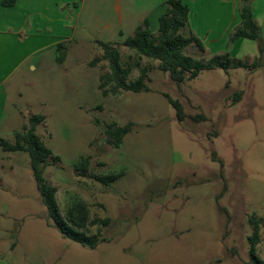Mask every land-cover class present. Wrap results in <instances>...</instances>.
Masks as SVG:
<instances>
[{
  "label": "rangeland",
  "instance_id": "1",
  "mask_svg": "<svg viewBox=\"0 0 264 264\" xmlns=\"http://www.w3.org/2000/svg\"><path fill=\"white\" fill-rule=\"evenodd\" d=\"M2 1L0 31L8 16L19 27L35 13L21 5L4 15L10 9ZM164 2L50 0L58 11L49 8L50 21H39L38 31L43 45L63 39V50L39 52L13 72L3 68L0 140L14 144L30 117H44L35 134L59 159L48 160L44 182L56 189L65 221L71 210H86L80 231L98 243L89 249L63 237L47 217L28 154L0 149V264H249L251 217L264 261V41L230 42V36L224 43L221 9V54L205 39L202 52L192 45L183 55L204 62L228 55L248 68L203 71L177 85L158 62L121 45L144 20L157 34ZM97 41L113 45L121 67L130 68L125 83L144 71L149 91L112 93L110 83L103 98L99 77L110 75L108 64L89 66L103 54ZM58 54L64 65H49ZM165 96L181 105L183 122ZM195 116L205 121L194 122ZM127 124L131 131L115 148L105 131ZM108 175L118 178L107 186L94 180ZM96 219L109 223L90 226Z\"/></svg>",
  "mask_w": 264,
  "mask_h": 264
},
{
  "label": "trees",
  "instance_id": "2",
  "mask_svg": "<svg viewBox=\"0 0 264 264\" xmlns=\"http://www.w3.org/2000/svg\"><path fill=\"white\" fill-rule=\"evenodd\" d=\"M241 3L239 16L241 25L235 29L229 41L234 42L239 39L248 41L261 42L260 28L252 17L250 0H238ZM167 10L158 19L157 34L149 30L146 20L138 26L131 36L122 42V46L129 51L134 52L138 57L146 58L158 62L157 69L163 73H167L169 79L177 85L183 84L185 80H194L203 71L213 69L222 70L227 73L229 70L246 69L248 65L243 61H236L230 59L228 55L214 56L208 61H197L190 57L183 55L185 48L194 45L200 52L203 51L201 42L193 37L191 34L184 37L181 31L187 29L188 8L183 5L180 0H166ZM15 0H3L1 5L3 7H13ZM96 45L101 48L103 54L101 58L93 59L89 66L95 67L100 61H106L110 70V75L100 76L98 90L101 96L106 98L108 92L105 87L113 83L111 89L112 93L118 91L141 93L148 92L145 85L146 75L141 71L137 80L125 83V78L130 73V68H122L120 65V55L118 50L109 43L96 42ZM63 50L60 44L57 46L58 50ZM262 47L259 46V53ZM64 55L58 54L56 61L62 62ZM254 65V64H253ZM236 94L235 97H239ZM169 105L175 111V117L178 122H183L185 114L181 105L165 96ZM194 122L205 121L203 116L192 117ZM44 121V117L34 115L30 117L28 126L23 127V134H15V143L9 144L0 140V149L5 153L24 152L29 156L30 168L35 180L37 191L40 195L41 202L46 209L47 217L52 222L54 228L66 239L89 249H95L97 246V239L95 237H88L84 232L80 231L86 226V210L83 207H78L76 210H71L68 214V221H65L59 211L55 200L56 189L45 184L43 179V172L49 166L48 160L51 159L53 164L58 163L59 159L53 157L51 152L41 143L35 134V128ZM132 124H127L121 128L109 127L105 131V135L112 142V145L117 148L122 142L123 138L130 133ZM213 162L219 161L212 157ZM86 162L81 167L86 169ZM118 178V175H108L105 177H94L95 182L107 186L113 183ZM75 211V212H74ZM109 221L94 220L89 223L90 226L107 225ZM249 224L252 227V234L248 237L249 243V264H264L257 253L256 247L259 242V225L254 217L249 219Z\"/></svg>",
  "mask_w": 264,
  "mask_h": 264
},
{
  "label": "crops",
  "instance_id": "3",
  "mask_svg": "<svg viewBox=\"0 0 264 264\" xmlns=\"http://www.w3.org/2000/svg\"><path fill=\"white\" fill-rule=\"evenodd\" d=\"M180 1L183 5H186L189 10L187 16V32L201 42L207 39L210 42L209 46L216 52L213 54H221V9L224 10V22L222 25L227 24V30L223 35V41L225 43L227 37L229 38L235 29L239 28L241 25L239 16L241 3L238 0ZM250 2L252 17L260 28L261 40L264 41V34L262 31L264 27V0H250ZM21 5L34 8L35 13L31 11L28 12L27 15L24 16L25 20L23 25L19 27L14 26V22H12V19L8 16L5 22L7 23L6 27H3V30L0 31V88L6 81V79L2 77L3 68H5L7 72L11 70V72H13L18 69L27 58L33 57L37 53L43 51H54V49L57 51V46L60 44L62 45L63 39H58L57 37L43 45L41 39L42 35L38 31L41 25L38 22H49V14L54 12L50 11L49 8L55 7V10H57V3H53V6H51L50 0H15V5L9 8L10 10H7L9 14L6 12L3 14L10 15ZM32 17L36 19H32ZM27 25L28 28L25 27ZM106 28L108 29L109 26L107 25ZM133 32L134 31H132V33ZM204 47L206 48V46ZM57 56L52 58L54 62L49 63V65L51 64L60 68L64 65L66 59L64 58L62 62H57ZM30 69L35 71L36 67L30 66ZM3 96L4 99L2 98ZM3 96L0 93V128L3 121V108L5 109V105L7 104V94Z\"/></svg>",
  "mask_w": 264,
  "mask_h": 264
}]
</instances>
